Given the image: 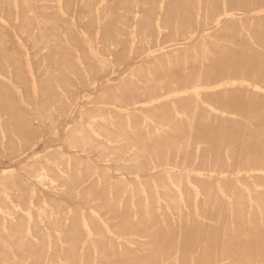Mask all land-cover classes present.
Listing matches in <instances>:
<instances>
[{"label":"rangeland","instance_id":"rangeland-1","mask_svg":"<svg viewBox=\"0 0 264 264\" xmlns=\"http://www.w3.org/2000/svg\"><path fill=\"white\" fill-rule=\"evenodd\" d=\"M0 264H264V0H0Z\"/></svg>","mask_w":264,"mask_h":264}]
</instances>
